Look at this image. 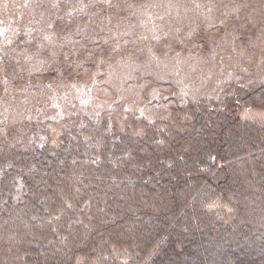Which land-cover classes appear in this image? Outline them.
Wrapping results in <instances>:
<instances>
[{
  "label": "trees",
  "instance_id": "1",
  "mask_svg": "<svg viewBox=\"0 0 264 264\" xmlns=\"http://www.w3.org/2000/svg\"><path fill=\"white\" fill-rule=\"evenodd\" d=\"M143 1L33 6V23H16L29 46L0 50V87L46 84L43 104L47 84L82 79L118 53L97 34L99 18H124ZM6 6L0 21L14 15ZM201 34L189 35L194 50L205 49ZM24 58L41 67L28 73ZM244 109L264 112V79L173 98L151 115L45 107L5 124L0 264H264V123L242 118Z\"/></svg>",
  "mask_w": 264,
  "mask_h": 264
},
{
  "label": "rangeland",
  "instance_id": "2",
  "mask_svg": "<svg viewBox=\"0 0 264 264\" xmlns=\"http://www.w3.org/2000/svg\"><path fill=\"white\" fill-rule=\"evenodd\" d=\"M54 1L4 0L14 15L0 21V50L10 42L28 45L25 36L16 38L24 30L16 23H33L31 8ZM124 11V18L104 22L99 18L100 32L95 30L104 34V41L111 39L112 50L118 53L102 65L98 63L82 79L61 87L47 84L43 104L40 100L46 84L27 90L9 80V85L1 86L0 128L19 118L35 117L45 107L54 108L58 116L70 109L86 114L127 111L151 115L154 110L163 111L173 98L218 97L228 85L264 79V0H144ZM87 28L89 24L77 27L82 40L89 38L83 33ZM180 31L182 35L177 37ZM193 31L202 33L199 40L204 41L200 45L205 49L194 50L193 41L189 42ZM150 42L158 44L151 48ZM180 44L185 46L183 52ZM73 45L83 47L80 37ZM157 45L164 49L159 55L153 54ZM27 61L28 65L20 66L27 67L28 73L41 67ZM32 103L34 109L27 108ZM240 116L264 123L263 111L244 109Z\"/></svg>",
  "mask_w": 264,
  "mask_h": 264
}]
</instances>
